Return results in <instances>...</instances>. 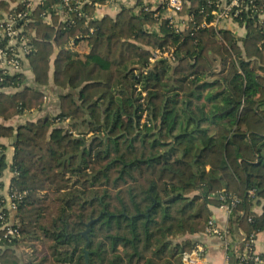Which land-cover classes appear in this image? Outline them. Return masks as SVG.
Listing matches in <instances>:
<instances>
[{"label":"trees","instance_id":"trees-1","mask_svg":"<svg viewBox=\"0 0 264 264\" xmlns=\"http://www.w3.org/2000/svg\"><path fill=\"white\" fill-rule=\"evenodd\" d=\"M106 1L83 9L93 15ZM196 2L180 13L195 9L199 22ZM57 3L45 0L30 12L35 50L28 62L36 86L22 73L0 83L4 120L41 110L50 84L60 100L56 115L18 127L0 121V137H17L11 186L24 193L23 238L2 263L183 264L194 246L189 236L204 233L211 207L232 196L239 198L228 223L235 240L239 231L263 232L264 23L258 16L246 17L241 38L212 27L179 31L152 11L125 6L87 25L76 13L62 22ZM51 6L48 22L41 13ZM2 10H10L8 0H0ZM71 39H86L89 52L74 50ZM164 48L174 49L175 60L151 61ZM6 168L2 157L0 176Z\"/></svg>","mask_w":264,"mask_h":264},{"label":"built area","instance_id":"built-area-1","mask_svg":"<svg viewBox=\"0 0 264 264\" xmlns=\"http://www.w3.org/2000/svg\"><path fill=\"white\" fill-rule=\"evenodd\" d=\"M10 2V10H2L0 12V83L4 82L5 75L22 73L25 74L28 56L34 52L33 44L34 32L29 31L28 24L31 22L30 12L37 6L44 4L45 0H8ZM201 5L199 13L201 21H197L195 9L188 10L186 14H181L184 6L191 8V0H107L105 4L120 5V7H133L135 10L152 11L153 16L159 21L166 19L169 24L174 26L176 30H189L191 27H212L219 35L221 30H228L229 24L244 25L246 17L253 15L258 16L259 22L264 23V0H196ZM92 3V0H58L56 4L59 6L60 21L69 20L72 13H76L79 17L85 18V24L95 17L89 15L84 9V5ZM21 5V8H18ZM104 4H96V8ZM122 7V8H123ZM53 6L41 13V16L48 22L51 21ZM246 15V16H245ZM243 22V23H242ZM151 29H153L151 27ZM91 32L94 28H90ZM76 42L70 40L69 46L74 47ZM174 49H158L155 56L151 57V61H155L159 57H168L175 60L173 54ZM48 96L44 97L47 101ZM31 110L25 111V113ZM1 120V118H0ZM144 120V119H143ZM144 122V121H143ZM15 152V148H14ZM4 157L7 168L3 171L0 181L4 183L5 172L10 174L8 186L0 188V257L7 249H15L19 241L23 238L20 221L18 217V207L23 199L24 193L18 192L11 186V180L16 175L12 163L13 159H7V147L0 146V159ZM219 197L225 199L226 195L219 192ZM239 202L237 196H232L226 207L231 214L233 208ZM206 233H214L220 237H224L226 241V264L231 263L232 258H238L239 264H248L251 261H260V257L253 253V244L255 234L246 235L243 231H239V239L237 241L229 240L231 232L228 225L224 228L217 227L213 220H210L206 229ZM203 247L195 245L191 250L183 253V264H204L202 256ZM0 264H3L0 259Z\"/></svg>","mask_w":264,"mask_h":264},{"label":"crops","instance_id":"crops-1","mask_svg":"<svg viewBox=\"0 0 264 264\" xmlns=\"http://www.w3.org/2000/svg\"><path fill=\"white\" fill-rule=\"evenodd\" d=\"M122 7L116 4L113 5L104 4L96 8L94 15L96 18H101L106 14H110L113 16L116 15L121 10ZM227 27L228 30H231L232 32H234L236 36H239L241 38L245 37L247 33L244 25L232 23L229 24ZM73 49L79 52L81 55H84L89 52L90 46L86 39H82L81 41L76 43ZM55 55L56 53L53 55V58L55 57ZM52 70H53V65H52ZM24 75L26 76L25 82L27 85L36 86L34 75L32 73L29 63L26 64V70ZM10 90L11 88L8 89V91ZM47 96L48 99L47 101H45V105L41 110L32 109L30 112L23 113L18 117L12 118L10 120L1 119L0 121L4 124L18 127V125L25 123L27 120H36L37 118L45 115L48 116L56 115L58 113L60 100H59V92L58 90H55V85L50 84ZM14 142H15V137L12 138L4 137V136L0 137V145L7 147V159L9 161H11L14 156ZM10 178H11L10 174L5 172L4 175L5 186H8ZM211 210H212L213 223L219 228L226 227L229 223V215H230L227 208L224 206H218V207L212 206ZM255 210L259 212L261 210V207L255 206ZM189 237L194 241V246L199 244L203 247L202 256L204 257L203 259L204 264H226L227 240H225L224 237H220L219 235L214 233H206V232L193 234L190 235ZM229 237L230 238L228 239L229 240L232 239L233 241H237L239 239V236L237 240H235L236 237L234 238L232 235ZM253 253L258 257H260V261H251L248 264H264V231L255 234Z\"/></svg>","mask_w":264,"mask_h":264},{"label":"water","instance_id":"water-1","mask_svg":"<svg viewBox=\"0 0 264 264\" xmlns=\"http://www.w3.org/2000/svg\"><path fill=\"white\" fill-rule=\"evenodd\" d=\"M17 140V137H15V141ZM86 257L88 258V255L86 254Z\"/></svg>","mask_w":264,"mask_h":264},{"label":"rangeland","instance_id":"rangeland-1","mask_svg":"<svg viewBox=\"0 0 264 264\" xmlns=\"http://www.w3.org/2000/svg\"><path fill=\"white\" fill-rule=\"evenodd\" d=\"M145 116V115H144ZM146 119L144 118V120L143 121H145Z\"/></svg>","mask_w":264,"mask_h":264}]
</instances>
